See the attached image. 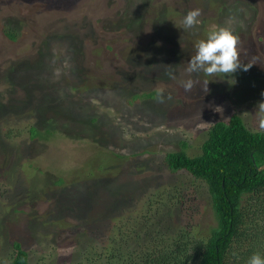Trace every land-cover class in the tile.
<instances>
[{"label":"rangeland","instance_id":"rangeland-1","mask_svg":"<svg viewBox=\"0 0 264 264\" xmlns=\"http://www.w3.org/2000/svg\"><path fill=\"white\" fill-rule=\"evenodd\" d=\"M220 1L229 7L240 5L237 16L236 11L218 7L216 0H0V103L6 106V110L0 109V120L2 112H17L14 115L19 117L8 138L7 127L2 135L0 131V172L11 173L1 175L5 180L0 188L6 189L3 196L0 193V263L7 262L13 241H18L27 250L29 264H88L90 259L103 264L105 259L95 254L103 247L86 239L87 230L91 236L101 233L99 240L104 243L120 245V237L125 236L135 246L134 241L145 242L146 230H165L167 223L191 221L197 236L207 237L216 221L197 180L183 175L194 198L188 197L181 209H170V215L167 197L153 201L164 203L161 208L148 205L152 199L143 192L156 183L181 182L152 160L164 151L179 149L182 141L188 143L187 154H198L207 122L226 120L236 111L248 126L259 127L257 105L264 102V0ZM252 5L256 12L249 9ZM197 8L204 23L199 29L185 30L184 10ZM136 15L135 31L117 33L121 18ZM225 26L240 37L241 60L253 63L252 67L231 76L199 73L190 77L186 68L197 42ZM6 27L15 29L14 41L4 35ZM52 34L60 45L54 43L39 52L40 38ZM59 53L67 58L66 63L54 59ZM61 65L74 67L71 77ZM251 72L253 77L248 75ZM73 76L77 83L74 94L58 96L53 86L59 87L66 77ZM189 78L200 83L185 92L180 82ZM205 80L209 81L207 93L201 90ZM112 84H117L114 90H96ZM138 85L145 90H163L165 102L158 103L155 97L130 108L118 99V91H138ZM77 92L83 96L78 103L84 107L74 100ZM92 93L101 95L104 103L92 101ZM169 94L171 99H167ZM60 102L65 114L77 121H63L55 114L53 109ZM87 107L88 113L98 109L103 115L100 124L80 119ZM30 124L40 130L52 125L55 132L48 139H32L27 131ZM28 162L45 175L41 174L43 184L26 182V194L21 195L13 184L39 176ZM61 177L68 190L73 184L81 185L83 200L85 191L92 189L91 203L82 205L80 211L75 205L68 213H58L55 206L61 188L53 181ZM134 198L135 205L129 201ZM52 219L57 220L54 223Z\"/></svg>","mask_w":264,"mask_h":264},{"label":"trees","instance_id":"trees-1","mask_svg":"<svg viewBox=\"0 0 264 264\" xmlns=\"http://www.w3.org/2000/svg\"><path fill=\"white\" fill-rule=\"evenodd\" d=\"M216 1L219 3L218 7H222L224 11H236L237 16V6L240 5L229 7L223 1ZM33 5L35 6L36 4ZM249 9H252L254 12L257 11L253 5ZM184 12L187 13L188 11L184 10ZM162 16H165V14L162 13ZM138 19L139 16L137 15L130 19L129 17L128 19L121 18V22L116 24L117 33L120 30L135 31L136 29L134 27ZM203 23L204 21L200 23L197 29L201 28ZM3 32L11 41L17 38L15 29L6 27ZM53 35H43L40 38L42 45L39 52L42 49H49L54 43L60 45V40H56ZM65 58L61 53L54 57V59H58L62 63H66ZM35 62L37 63V61ZM53 68L57 67L55 66ZM60 69L67 71L69 77L74 73L73 66L61 65ZM248 75L249 77H253L254 72ZM66 79L67 77L61 82L59 87L53 86L58 96L63 95L67 97L68 93L72 95L75 89H77V83L73 80L74 76ZM243 81L241 80V83ZM116 85L112 84L96 90L99 93V90L103 89L114 90ZM140 87L141 85L136 86L138 91H130V89L122 92L118 91V99L121 98L130 108H134V103H139L141 100L155 99L158 94L156 89L145 90ZM83 88L87 93V85H84ZM78 93L80 92L75 93L76 97L74 100H76L78 106L84 107V105H79L78 103L83 101V96ZM89 98L92 101H101V103L105 101L101 98V95L96 97L93 93L90 94ZM52 103L49 105H53ZM62 103L60 102V106H58L61 109L58 107L53 109L55 114H60L63 121H70V119L77 121V119L65 114ZM2 108L6 110L5 104L0 103V109ZM87 109L88 107L83 108V116L80 119H87L94 125L100 124L99 120L103 121V115L97 113L98 109L95 111L96 114L91 112L90 108L88 113ZM2 113L1 120L3 119V122L0 120V131L1 135L5 131L6 136H4L7 137L13 129L12 125L14 126L16 124L19 117L14 115L17 112H5L3 115ZM205 121L207 122V120ZM206 124L208 125L206 137L200 145V152L198 154H187L186 147L188 143L182 141L180 142L179 149L164 151L159 159L154 158L152 160V162L161 163L170 173H174L181 182L176 184L172 181L163 186L156 183L155 185H151L148 190H145L143 194L150 196L148 198L149 200L152 199L151 202H148V205L156 204L161 208H165L164 203H155L153 201L156 198L167 197L170 201L168 206L169 210H166L170 215L173 213V210L170 209H181L188 197L190 200L194 198L192 187H189L188 183L183 179V175H189L193 180H197L199 182L197 186L202 188L209 199L216 221L215 225L210 228L207 237L197 236V230H194V224L191 221L180 225L167 223L164 226L165 230H146L144 231L145 242L134 241L133 243H136L135 246L131 245L129 238L125 236L120 237V235V240L122 239L120 245L107 244L101 241L102 239L99 240L101 233L99 236L95 235L96 233H92L91 236L87 230L90 238L86 237V239L89 242H95L103 247L100 252L95 251L96 258H104V262H109L108 264H247L249 258L254 253L258 252L264 256V129L256 126H248L243 117L236 111H233L226 120L215 119ZM4 126L8 129L3 131ZM17 129L20 128L17 127ZM27 131L32 139H48L55 132L52 129V125L40 130L34 124H30ZM117 156L122 157L121 154H117ZM155 156H157L156 153ZM28 164L32 170H37L39 176L34 174L37 175L36 179L32 175L24 183L16 181L13 184V187L15 186L21 195L26 194V182L31 181L32 184L35 182L43 184L41 174L45 175V172L40 171L32 162H28ZM18 167L19 165L17 166V170ZM7 173L9 174L10 172L4 170L0 172V184L3 183L1 181L5 180L1 175L4 176ZM49 181L45 184H49ZM53 182L61 188V194L57 196L55 206L58 213H68V210H71V207L75 205L78 206V211H80L82 210V205L87 206V204L91 203L90 198L94 193L92 189L85 191L86 198L83 200L80 184H73L71 190H68L67 185H62L65 183L62 177ZM185 183H187V186ZM0 189V193L3 196L6 188L1 187ZM108 191L110 192V190ZM129 198L127 196V199ZM129 201L135 205L137 199L134 198ZM5 205L9 207L10 203H5ZM191 209L192 206H190ZM13 210H15L13 211L15 213L21 212L17 209ZM56 220L52 219L54 223ZM144 226L146 225L143 224L142 228ZM133 230L135 231V229ZM136 236L137 238L139 237L138 234ZM122 244L124 245L123 247ZM11 248L12 252H10L11 255L7 262L0 264H29L27 250L22 247L20 242L13 241ZM233 252L236 253L235 256L232 254ZM87 259H90V257H87ZM104 262L103 264H107ZM88 264L95 263L90 259Z\"/></svg>","mask_w":264,"mask_h":264},{"label":"clouds","instance_id":"clouds-1","mask_svg":"<svg viewBox=\"0 0 264 264\" xmlns=\"http://www.w3.org/2000/svg\"><path fill=\"white\" fill-rule=\"evenodd\" d=\"M202 12L199 8L187 12L183 17L182 25L185 30L197 28L201 21L199 17ZM232 18H230L231 20ZM240 37L235 34L234 29L230 26L219 27L208 33L206 39H202L196 44V51L188 61L186 73L191 77L192 74L203 73L206 77L223 74L231 76L238 70L248 71L253 63L243 62L239 50ZM171 79H175L174 73H167ZM185 92H191L193 88L200 83L199 80L189 78L180 82ZM209 81L203 82L204 87L201 89L207 93ZM167 99H171L169 94ZM158 103L165 102L163 90H159L156 96ZM259 119V127L264 129V102L257 105L256 111ZM234 256L235 252L232 253ZM247 264H264V256L260 253H254L248 260Z\"/></svg>","mask_w":264,"mask_h":264}]
</instances>
